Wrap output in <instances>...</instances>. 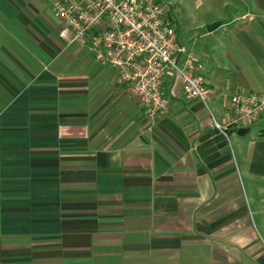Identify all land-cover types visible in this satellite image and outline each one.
Masks as SVG:
<instances>
[{"label": "crops", "instance_id": "0c3cea01", "mask_svg": "<svg viewBox=\"0 0 264 264\" xmlns=\"http://www.w3.org/2000/svg\"><path fill=\"white\" fill-rule=\"evenodd\" d=\"M52 1L0 0V264H264V116L230 106L264 93V0H161L211 94L169 74L153 121Z\"/></svg>", "mask_w": 264, "mask_h": 264}, {"label": "built area", "instance_id": "2783aa9c", "mask_svg": "<svg viewBox=\"0 0 264 264\" xmlns=\"http://www.w3.org/2000/svg\"><path fill=\"white\" fill-rule=\"evenodd\" d=\"M51 9L60 36L85 45L99 67L113 71L148 121L169 109L163 84L169 74L179 77L186 99L207 108L211 91L198 73L199 60L177 41L170 6L159 0H53ZM230 106L233 124L256 121L264 116V93H235ZM211 127L226 134L213 117Z\"/></svg>", "mask_w": 264, "mask_h": 264}, {"label": "water", "instance_id": "95a60500", "mask_svg": "<svg viewBox=\"0 0 264 264\" xmlns=\"http://www.w3.org/2000/svg\"><path fill=\"white\" fill-rule=\"evenodd\" d=\"M217 27H218V22H213V23L206 25V30L208 32H211L212 30H214ZM244 132H246V129H244V128L237 129V134H243Z\"/></svg>", "mask_w": 264, "mask_h": 264}, {"label": "rangeland", "instance_id": "374dc122", "mask_svg": "<svg viewBox=\"0 0 264 264\" xmlns=\"http://www.w3.org/2000/svg\"><path fill=\"white\" fill-rule=\"evenodd\" d=\"M159 1H161V0H159ZM190 3H193V1H190ZM164 4H165V3H164ZM186 4H187V3H185V5L180 4V7H181V6H184V8H185ZM187 5H188V4H187ZM186 13H188V12H185V14H186Z\"/></svg>", "mask_w": 264, "mask_h": 264}]
</instances>
